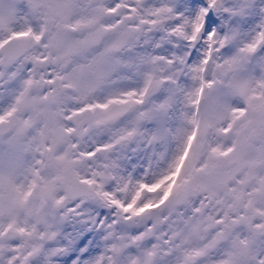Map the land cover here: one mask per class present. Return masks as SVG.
<instances>
[{"label": "snow or ice", "instance_id": "obj_1", "mask_svg": "<svg viewBox=\"0 0 264 264\" xmlns=\"http://www.w3.org/2000/svg\"><path fill=\"white\" fill-rule=\"evenodd\" d=\"M0 264H264V0H0Z\"/></svg>", "mask_w": 264, "mask_h": 264}]
</instances>
